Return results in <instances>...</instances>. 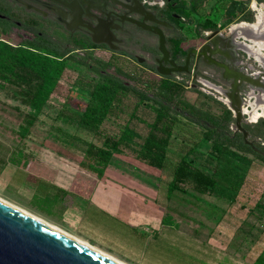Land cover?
<instances>
[{
    "label": "rangeland",
    "instance_id": "obj_1",
    "mask_svg": "<svg viewBox=\"0 0 264 264\" xmlns=\"http://www.w3.org/2000/svg\"><path fill=\"white\" fill-rule=\"evenodd\" d=\"M196 1L195 8L190 0H182L179 6L183 15L176 22V27L181 35V57L187 47L199 45L206 39V35L213 32L228 35L230 26L240 21L246 22L237 19L246 16L249 11L253 12L254 21L258 9L264 12V0ZM227 13H233L236 18L229 25L223 26ZM210 24H215L217 28L203 29ZM141 35L151 43L147 35ZM174 37L172 34L168 37L171 47L177 44ZM234 38L236 41L241 40L238 41L241 43L249 41L240 34ZM1 39L17 44V40L6 35L0 34ZM57 48L64 51L69 49L63 45ZM147 50L141 45L130 49L151 64ZM240 54L241 57H246L244 52L240 51ZM72 55L74 60L69 62L48 102L39 111L31 109L25 103L19 86L6 84L0 87V197L34 212L31 209L35 202L31 198L33 187L29 183L20 185L17 177L12 174L2 175L7 164L23 161L28 163L40 156L51 158L53 155L67 159V162H75L82 159L88 142L110 146L106 137H117L127 125L137 136L131 144L112 150V159L107 168L119 171L133 182L153 188L156 201L164 207L170 223L181 225V234L193 235H180L175 240L171 238L173 246L164 251L165 262L162 264H206L198 253L199 244L203 257L211 261L207 264H253L255 257L264 250V165L245 147L238 149L230 146L229 150L216 156L211 141L206 138V128L211 126L212 117L219 119L225 126L223 118L229 110L231 115L227 130L241 139L243 136L237 127L233 110L223 100L227 98L210 86L197 82L198 79H205L214 83L209 75L199 71L181 75L192 86L186 87L183 82L181 85L175 83L169 90L170 98L166 100L180 121L173 125L166 153L167 161L159 169L149 166L136 156L139 145L148 132V124L155 118L150 103L138 104L132 97L123 99L118 110L102 124L106 139L97 138L90 128L77 127L76 114L80 113L79 105L87 103L88 92L98 78L91 67H101L99 61L110 64L109 72H114L113 67H116L128 73L130 76L122 78L144 89L150 96H158L161 78L137 61L107 50L77 49ZM258 69L264 71L260 66ZM247 100L242 108L247 107L249 110L251 108L248 103L254 101L255 97H248ZM242 113L238 123L248 130L245 139L254 149L264 150V134L258 135L253 126L264 124V117L253 121L248 113ZM30 119H33V123L24 131L23 126ZM260 127L264 128V125ZM182 158L189 161L191 167L214 177L217 186L213 191L200 192L188 180L179 183L184 192L174 190L170 196L167 195L174 167Z\"/></svg>",
    "mask_w": 264,
    "mask_h": 264
},
{
    "label": "flooded vegetation",
    "instance_id": "obj_2",
    "mask_svg": "<svg viewBox=\"0 0 264 264\" xmlns=\"http://www.w3.org/2000/svg\"><path fill=\"white\" fill-rule=\"evenodd\" d=\"M180 4L181 0H0V31L4 30L2 35L17 40V43L27 40L55 48L63 45L71 49V54L77 49L107 50L137 61L161 79L167 78L180 85L186 83V87L192 85L181 75L196 71L207 73L214 83L205 79H198L197 82L225 96L227 99L223 100L232 109L228 95L233 79L224 78L223 69L208 61L223 62L241 74L236 86V101L241 115L244 112L243 103H247L248 97H255L253 102L257 107L264 105V71L258 69L259 66L264 68V51H257L260 53L256 55V60L253 58L256 47L249 45L251 41L263 43L264 35L245 30L244 27L237 30V27L232 28L233 25L228 28V35L221 32L206 35L199 45L187 47L181 57V35L176 27V22L182 17ZM158 32L163 34L168 52L167 59L161 63L159 61L163 54L159 49ZM141 34L147 35L151 43ZM170 34L175 36L177 42L172 47L168 43ZM237 34L247 38L248 43L236 41L234 37ZM137 45L148 49L151 64L130 51ZM205 45L207 47L203 48ZM192 49L196 51L189 54L188 70L173 71L185 64L187 54ZM202 50L206 54H202ZM240 51L246 57H241ZM159 69L167 74H161Z\"/></svg>",
    "mask_w": 264,
    "mask_h": 264
},
{
    "label": "trees",
    "instance_id": "obj_3",
    "mask_svg": "<svg viewBox=\"0 0 264 264\" xmlns=\"http://www.w3.org/2000/svg\"><path fill=\"white\" fill-rule=\"evenodd\" d=\"M190 2L192 7L195 8L197 1L190 0ZM247 3L245 2V4ZM235 18L233 13H227L223 26L229 25ZM238 20L253 21V12L249 11L246 16ZM216 28L215 24L203 27L204 30H214ZM3 33H5L4 30L0 31V34ZM70 50L64 51L60 48L38 45L27 40L13 45L1 39L0 87H4L6 84L19 86L20 94L23 96L25 103L35 111L41 110L48 102L69 62L74 60ZM99 64L101 67L92 68L98 78L90 92H88V101L84 105H79L80 113L76 114L77 127L90 128L97 138H105L107 135L104 133L102 124L110 115L115 113V110H118L123 99L132 97L138 104L150 103L155 112V118L152 123L148 124V132L143 137L136 156L138 159L144 160L149 166L163 168L167 161L166 153L173 125L180 121L178 115L170 108L169 101L166 100L170 98L169 90L175 83L167 78H162L157 90L158 96H150L144 89L142 90L136 85L125 81L122 76L130 75L122 69L113 67L114 72H109L108 67H110V64L108 62L100 61ZM230 115V111L227 110L223 118L225 126L219 119L212 117L211 126L206 128L208 132L206 138L211 141L216 156L222 154L225 150H229L230 146H236L238 149L245 147L253 152L264 165L263 149H254L243 137L241 139L237 134L233 135L227 130ZM32 123L33 119H30L23 126L24 131H27ZM262 125L264 124L253 125L257 129L258 135L264 134V128L260 127ZM135 136H137L135 131L125 125L122 133L117 137H106L110 142V146H100L88 142L82 154L80 166L101 178L112 159V150H117L121 145L131 144ZM188 180L192 181L200 192L213 191L217 186V181L212 175L191 167L189 161L182 158L174 167L173 180L168 184L167 195L170 196L174 190L184 192L179 183ZM253 264H264V250L255 257Z\"/></svg>",
    "mask_w": 264,
    "mask_h": 264
},
{
    "label": "crops",
    "instance_id": "obj_4",
    "mask_svg": "<svg viewBox=\"0 0 264 264\" xmlns=\"http://www.w3.org/2000/svg\"><path fill=\"white\" fill-rule=\"evenodd\" d=\"M56 156L9 163L2 170L33 187L31 209L52 224L128 264H162L171 238L193 236L170 223L153 188L108 168L98 178L80 166L82 159ZM198 249L211 262L200 244Z\"/></svg>",
    "mask_w": 264,
    "mask_h": 264
},
{
    "label": "water",
    "instance_id": "obj_5",
    "mask_svg": "<svg viewBox=\"0 0 264 264\" xmlns=\"http://www.w3.org/2000/svg\"><path fill=\"white\" fill-rule=\"evenodd\" d=\"M139 25L145 27L142 23ZM159 34V49L165 61L168 52L165 47V39L161 32ZM207 45L203 46V48ZM195 49L189 50L185 64L181 68L172 69L175 72H186L189 64V54ZM202 54L204 51L202 50ZM213 62L223 69V77L233 79L232 90L228 97L231 99L232 110L235 114L238 129L247 132L238 123L241 116V108L237 103L236 86L238 75H241L233 67L215 60ZM163 75L167 74L159 69ZM249 143V142H247ZM250 144V143H249ZM0 264H116L108 258L85 247L77 241L37 222L12 207L0 201Z\"/></svg>",
    "mask_w": 264,
    "mask_h": 264
},
{
    "label": "bare ground",
    "instance_id": "obj_6",
    "mask_svg": "<svg viewBox=\"0 0 264 264\" xmlns=\"http://www.w3.org/2000/svg\"><path fill=\"white\" fill-rule=\"evenodd\" d=\"M253 6H255L254 3H253ZM236 27L239 28V29L243 28V27L244 28H250L255 33H260L261 35H264V13L262 12L261 9H258V12L256 14V20L253 23L242 22V23H239L237 25H234L232 28H236ZM253 44L256 47V48H254L256 53L254 54L253 57H254V59L258 60L256 58V55L257 54L259 55L260 52H257V51H259V50H263L264 51V42L255 44L254 42L251 41L250 46L252 47ZM248 106L251 109L248 110L247 107H246V108H244V112L249 114L251 120L255 121L259 117H264V105L257 107L253 101H250L248 103ZM0 201L2 203L12 207L13 209L17 210L18 212L24 214L25 216H27V217H29V218L37 221V222H40V223H42V224H44V225H46V226H48V227H50L52 229H55L56 231H58V232L64 234L65 236L77 241L78 243L84 245L85 247L95 251L96 253L108 258L109 260L113 261L116 264H128L127 262H124V261H122V260H120V259L108 254L107 252H105V251H103V250H101V249H99V248L87 243L86 241H84V240H82V239H80V238L68 233L64 229L58 227L55 224H52L51 222H49L48 220H46L42 216H40V215H38V214H36V213L26 209V208H23L21 206H18V205H15V204L11 203V202H8V201L2 199L1 197H0Z\"/></svg>",
    "mask_w": 264,
    "mask_h": 264
}]
</instances>
